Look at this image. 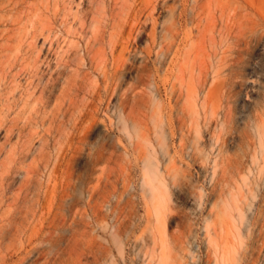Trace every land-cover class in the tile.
Here are the masks:
<instances>
[{"label":"rangeland","instance_id":"1","mask_svg":"<svg viewBox=\"0 0 264 264\" xmlns=\"http://www.w3.org/2000/svg\"><path fill=\"white\" fill-rule=\"evenodd\" d=\"M180 10L176 27L189 41L176 47L177 34L173 50L182 57L199 45L217 65V101L229 109L226 128L223 111L217 117L224 167L216 177L211 164L176 165L171 175L192 180L177 187L166 176L167 197L157 203L147 197L142 158L163 170L158 111L178 86L162 70L146 82L135 72L146 58L153 69L163 28ZM213 25L210 39L203 30ZM121 56L129 61L106 90L95 65L110 70ZM127 86L143 98L131 113L118 97ZM0 115V264H264L256 136L264 0H9L0 10ZM134 124L147 141L140 156ZM164 132L170 155L178 153V130Z\"/></svg>","mask_w":264,"mask_h":264},{"label":"bare ground","instance_id":"2","mask_svg":"<svg viewBox=\"0 0 264 264\" xmlns=\"http://www.w3.org/2000/svg\"><path fill=\"white\" fill-rule=\"evenodd\" d=\"M7 2H9V0H0V10L5 8ZM13 8L14 6H11L9 10L12 11ZM184 14V10H180L177 16H174L172 11L170 12V15H173V20H171L168 27L163 28L164 32L160 39L161 41L159 44L157 43L158 50L155 51L153 56V69L149 68L146 58L139 60L135 72V77L138 80L146 82L150 74L162 70L165 75L174 78L178 86L177 91L173 93V85L171 83L170 90L171 94H174V96L170 98L167 106H165L164 113L158 111L160 120L157 134L159 133L163 139L160 143L161 153L165 161L163 170L159 169L157 162L151 158L150 154L147 156L144 155L142 158L143 181L148 189L147 197L157 203L167 197L164 189L166 176L172 182H177V187L190 184L192 180L191 175H183L180 178L176 174L171 175V172L176 170V165L180 166L184 164L186 167L190 165L202 169L211 164L213 176L216 175V177H218L217 167H220V169L224 167L223 146L226 139L225 136L217 135V117L221 115V111H223L221 126L226 128L229 121V109H221L220 102L217 101V65H208L206 61L201 58L203 48L199 45L193 46L190 44L188 50L185 52L183 50L182 57L181 54H179V49L176 48L173 50V41L171 39L177 36V34L181 38L178 39L176 47L183 46V49H185L189 41L187 39L189 36L188 33L185 34L183 32L182 34V32H178L176 27V25L181 27L180 21L183 19ZM9 17L11 19L13 18L11 15H9ZM12 20L17 22L19 18ZM184 25L185 27L187 26L185 21ZM196 27H198L197 32L200 35L201 28L198 25H196ZM203 32L209 33L210 39H212L214 25L206 27ZM165 41L168 42L163 44ZM154 43L155 39L153 37V44ZM149 55L150 52L148 56ZM121 57V60L113 64L110 70L95 65L104 78L106 90L112 87L113 91L115 90L119 70L125 66V62L129 61L128 57L125 59H123V56ZM90 63L94 64L92 57H90ZM209 68H211L212 72H210ZM210 75H212L211 81L208 79ZM91 88V93L93 94L95 87L92 86ZM118 97L125 109L129 110V113H131V104L139 106V103H142L143 99L141 93L131 86L121 89V93ZM69 105H73V102L70 101ZM165 128H167L171 134L174 133L175 129L178 130V140L180 142L178 153L174 152L173 155H170L169 147L165 143ZM133 129V138L137 140L135 144L132 143L134 152L137 156H140L142 148L139 142L144 141L146 143L147 141L144 140V137H141L143 135H140L135 124L133 125ZM256 134L258 146L260 150L262 149L264 152V126H258ZM127 136L129 140L132 139V135L128 131ZM183 141L185 142L183 143ZM207 148L209 154L206 153ZM209 155L211 157H209ZM175 158H177L178 161H176Z\"/></svg>","mask_w":264,"mask_h":264}]
</instances>
